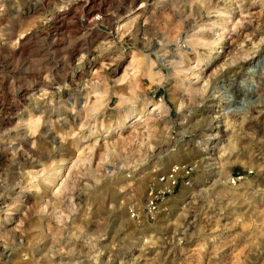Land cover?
<instances>
[{
	"label": "rangeland",
	"instance_id": "obj_1",
	"mask_svg": "<svg viewBox=\"0 0 264 264\" xmlns=\"http://www.w3.org/2000/svg\"><path fill=\"white\" fill-rule=\"evenodd\" d=\"M127 13L138 23L122 36ZM0 14V264H264V0H0ZM228 15V65L187 82L211 52L194 41L217 39ZM134 53L158 75L118 82L127 64L115 79L95 67ZM85 97L93 108H72ZM143 103L134 128L105 132ZM177 169L163 196L160 177ZM150 189L164 197L155 214Z\"/></svg>",
	"mask_w": 264,
	"mask_h": 264
},
{
	"label": "bare ground",
	"instance_id": "obj_2",
	"mask_svg": "<svg viewBox=\"0 0 264 264\" xmlns=\"http://www.w3.org/2000/svg\"><path fill=\"white\" fill-rule=\"evenodd\" d=\"M102 1V0H101ZM145 1V0H144ZM169 1V0H168ZM105 2V1H104ZM227 2V1H226ZM163 3V2H162ZM90 4H93V2H90ZM95 4V3H94ZM231 5V4H230ZM235 5H236V3H235ZM127 6V5H126ZM191 6V5H190ZM227 6V5H226ZM237 6V5H236ZM146 7V6H145ZM124 8V7H123ZM138 8V7H137ZM140 8V7H139ZM186 8V7H185ZM88 9V8H87ZM94 9V8H93ZM119 10V9H118ZM134 10V9H133ZM138 10V9H137ZM186 10V9H185ZM231 10H233V8H231ZM107 11V10H106ZM87 12H88V10H87ZM189 12V11H188ZM216 13V12H215ZM218 14V13H217ZM222 14V13H221ZM92 15V14H91ZM230 15V14H229ZM228 15V19L225 21V24L222 26V30H221V32L219 31L218 32V34H217V39H214L212 42L210 41V40H208V38H207V41H210V42H207L206 40H204V37L203 38H198L197 37V40L196 41H194L195 40V38H194V42L195 43H197V46H198V48H199V46H201V47H207V48H209V49H211V52L209 53V54H205L206 56H207V60H205L203 63H202V67L200 68V70L199 71H197V74L196 73H193V71H190L189 72V74H188V80H187V82L188 81H190V80H195L196 82L195 83H203V87L204 86H206V83L208 82V79H207V77H206V75H205V77L203 76H201V75H199V74H201V72H203V70H204V68L206 67H209V69H212V68H217L218 67V63H220L221 61H222V66H224V64H227V60L225 59V58H227V56L231 53V49H234V44H236L235 42H234V40H233V38L234 37H232V36H228V35H231V33H230V30H228L231 26H229L228 28H225L226 27V25H228L227 23H229V19L231 18V16H229ZM133 16H135V13H127V14H125V15H120L119 16V18L117 19V21L115 22V26H114V28H115V30H116V32H118V34H120V35H122V36H125L124 35V33L125 32H132V31H130V30H132V26H133V22L134 21H136V20H134L133 19ZM137 16V15H136ZM135 16V17H136ZM138 16H140L139 14H138ZM142 16V15H141ZM211 16V15H210ZM244 16V15H243ZM93 17V16H92ZM215 17V16H214ZM64 18V17H63ZM136 18H138V17H136ZM238 18H239V16H238ZM243 19V18H242ZM59 20V19H58ZM239 20V19H238ZM55 21V20H54ZM59 21H61V20H59ZM232 21V20H231ZM240 21V20H239ZM51 22V21H50ZM113 22V21H112ZM137 23H138V21H136ZM136 22H134V23H136ZM218 22V21H217ZM238 23V22H237ZM60 25V24H59ZM114 25V24H113ZM140 25V24H139ZM235 25V24H234ZM137 26V25H136ZM135 26V27H136ZM77 27V26H76ZM221 27V26H220ZM233 27H235V26H232V28ZM139 28V27H138ZM140 28H141V26H140ZM208 28V27H207ZM219 28V27H218ZM217 29V28H216ZM113 30V29H112ZM203 30V29H202ZM232 30H234V29H232ZM231 30V31H232ZM135 31V30H134ZM200 31V30H199ZM216 31V30H215ZM235 32V31H234ZM62 33V32H61ZM195 33H196V31H195ZM127 34V33H126ZM214 34V33H213ZM244 34V33H243ZM68 35V34H67ZM195 35V34H194ZM204 35V34H203ZM202 35V36H203ZM122 36H121V38H122ZM192 36H193V34H192ZM211 36V35H210ZM238 36V35H237ZM241 36V35H240ZM239 36V37H240ZM196 37V36H195ZM201 37V36H200ZM229 37V38H228ZM236 37V36H235ZM213 39V38H212ZM238 40H239V38H237ZM60 40V39H59ZM233 40V41H232ZM259 40H261V39H259ZM112 41V40H111ZM237 41V40H236ZM250 42V41H249ZM53 43V42H52ZM64 43V42H63ZM92 43V42H91ZM90 43V44H91ZM192 43V42H191ZM194 43V44H195ZM245 43V42H244ZM259 43V42H258ZM113 45V44H112ZM241 45V44H240ZM109 46H111V45H109ZM160 46V45H159ZM235 46H237V45H235ZM239 46V45H238ZM244 46V45H243ZM192 47V46H191ZM216 47H219V48H217V49H219V51L216 53H213V50L216 48ZM98 48H100V47H98ZM237 48V47H236ZM254 48H255V45H254ZM225 49V50H224ZM248 49V48H247ZM88 50V49H87ZM193 50V49H192ZM201 50V49H200ZM242 50V49H241ZM196 51V50H195ZM235 51V50H234ZM106 52V51H105ZM243 52V51H242ZM99 53H101V52H99ZM201 53V52H200ZM233 53V52H232ZM105 53H101V55H104ZM196 54V53H195ZM220 54H222V56H220ZM243 54V53H242ZM246 54V53H245ZM100 55V54H99ZM188 55V54H187ZM247 55V54H246ZM118 56V55H117ZM237 56V55H236ZM243 56H245V55H243ZM139 57V56H138ZM175 57V56H174ZM238 57V56H237ZM240 57V56H239ZM248 57H249V55H248ZM96 58H98V57H96ZM180 58H182V57H179V59ZM184 58V57H183ZM233 58V57H232ZM241 58H243V57H241ZM77 59V58H76ZM144 59V58H143ZM189 59V58H188ZM229 59H230V57H229ZM235 59H237V58H235ZM234 59V60H235ZM245 59H246V57H245ZM70 60V59H69ZM80 60V59H79ZM105 60H107L108 61V63L105 61ZM130 61H127L126 62V59H122L121 57L120 58H117V59H115V58H103V57H101L100 59H99V61L96 63L95 62V67L96 66H99L98 68H101V69H103V68H105V70H107V73H108V77L109 76H111L112 78H114V77H116L117 76V74L119 73V71L123 68V66L124 65H126L127 64V67H124V68H126L125 70H123L124 71V73H122L123 75H122V77L121 78H119L118 79V82H124L125 80H127L128 78V76H130L131 74H130V72L131 71H133V70H135L136 72L138 71L139 73L141 72L142 73V75H147V76H149L151 79H153V75L154 74H157L158 75V73H155L154 72V74L152 73V70H153V68H151L149 71H146L145 73L142 71V70H140L141 68H140V65H141V63H142V59H139V58H137L136 57V54L134 53V54H132L131 55V57H130V59H129ZM106 63H105V62ZM148 61V60H147ZM187 61V60H186ZM199 61V60H198ZM230 61V60H229ZM237 61V60H236ZM243 61V60H242ZM150 62V61H149ZM174 63V62H173ZM172 63V64H173ZM176 63H177V61H176ZM231 63V62H230ZM233 63H234V61H233ZM178 64V63H177ZM176 64V65H177ZM228 65V64H227ZM142 66V65H141ZM182 66V65H181ZM217 66V67H216ZM219 66H221V65H219ZM51 67V66H50ZM154 67V66H153ZM189 67V66H188ZM194 67V66H193ZM93 68V67H92ZM148 68V67H147ZM195 68V67H194ZM193 68V70H195ZM96 69V68H95ZM188 69H190V67L188 68ZM83 70V69H82ZM190 70H192V68L190 69ZM208 70V69H207ZM95 71V70H94ZM100 71V70H99ZM122 71V70H121ZM213 71H214V69H213ZM78 72V71H77ZM83 72V71H82ZM81 72V73H82ZM97 72V71H96ZM101 72V71H100ZM106 72V71H105ZM195 72H196V70H195ZM219 72V71H218ZM80 73V74H81ZM94 73V72H93ZM92 73V74H93ZM99 73V72H98ZM199 73V74H198ZM206 73V72H205ZM208 73V72H207ZM53 74V73H52ZM79 74V73H78ZM87 74V73H86ZM100 74V73H99ZM210 74V73H209ZM212 74V73H211ZM82 75V74H81ZM95 75V74H94ZM85 76V75H84ZM92 76V75H91ZM138 76V75H137ZM186 76V75H185ZM184 76V77H185ZM208 76V75H207ZM81 77V76H80ZM97 77V76H96ZM95 77V78H96ZM105 77V76H104ZM107 77V76H106ZM118 77V76H117ZM154 77H156V75H154ZM76 78V77H75ZM92 78V77H91ZM90 78V79H91ZM94 78V79H95ZM81 79V78H80ZM115 79V78H114ZM133 79V78H132ZM150 79V80H151ZM156 79V78H155ZM82 80V79H81ZM101 80V79H100ZM111 80V79H110ZM113 80V79H112ZM206 80V82H204ZM72 81V80H71ZM106 81V80H105ZM154 81V80H153ZM157 81H159V80H157ZM45 82V81H44ZM73 82V81H72ZM93 82H95L94 80H93ZM103 82V81H102ZM134 82V81H133ZM96 83H99V82H97L96 81ZM104 83H106V82H104ZM137 83V82H136ZM72 85L74 84V82L73 83H71ZM91 84H92V82H91ZM134 84V83H133ZM192 84V83H191ZM208 84H209V82H208ZM232 84V83H231ZM87 85V84H86ZM93 85H94V83H93ZM98 85V84H97ZM117 85V84H116ZM139 85V84H138ZM137 85V86H138ZM196 85V84H195ZM201 85V84H200ZM200 85H199V87H200ZM71 86V85H70ZM99 86H100V84H99ZM114 86V85H113ZM120 86V85H119ZM125 86H127V85H125ZM130 86V85H129ZM133 86V85H132ZM202 86V85H201ZM19 87V86H18ZM34 85H31V87L30 88H25L24 86H20V88L22 89L21 91H23V98L25 97V98H29V96H30V94L34 91ZM44 87V86H43ZM124 87V86H123ZM140 87V86H139ZM102 88V87H101ZM117 88V87H116ZM126 88V87H125ZM131 88V87H130ZM134 88V87H133ZM132 88V89H133ZM180 88V87H179ZM43 89V88H42ZM65 89V88H64ZM96 89V88H95ZM131 89V90H132ZM135 89V88H134ZM196 89H197V87H196ZM195 89V91H198V89L196 90ZM204 89H206V88H204ZM103 90V89H102ZM125 90V89H124ZM129 90V89H128ZM127 90V91H128ZM136 90V89H135ZM134 90V91H135ZM188 90H190V88L188 89ZM200 90V89H199ZM201 90H202V88H201ZM47 91V90H46ZM45 91V92H46ZM121 91V90H120ZM119 91V92H120ZM190 91H192V90H190ZM112 92V91H111ZM119 92L117 93H115L116 94V96L119 94ZM96 93V92H95ZM129 93V92H128ZM133 93V92H132ZM188 93V92H187ZM97 94H99L98 92H97ZM120 94H122L121 92H120ZM124 94V93H123ZM191 94V93H190ZM196 94V93H195ZM198 94V93H197ZM202 94V93H201ZM200 94V95H201ZM42 95V94H41ZM60 95V94H59ZM69 95V94H68ZM67 95V96H68ZM76 95V94H75ZM128 95V94H127ZM126 95V96H127ZM132 95V94H131ZM136 95V94H135ZM140 95V94H139ZM209 95V94H208ZM28 96V97H27ZM80 96V95H79ZM101 95H99V97H100ZM119 96V95H118ZM31 97H32V95H31ZM82 97V96H81ZM88 97V96H87ZM98 97V98H99ZM129 97V96H128ZM135 97V96H134ZM190 97V96H189ZM42 98V97H41ZM70 98H72L73 99V97L71 96ZM69 98V99H70ZM97 98V97H96ZM103 98H105V97H103ZM143 98V97H142ZM32 99V98H31ZM71 99V100H72ZM76 99H79V98H76ZM100 99V98H99ZM123 99V98H122ZM135 99V98H134ZM189 99V98H188ZM74 100V99H73ZM127 100V99H126ZM69 102H70V100H68ZM79 101V100H78ZM124 101V100H123ZM139 101V100H138ZM73 102V101H72ZM94 102H96V101H94ZM182 102V101H181ZM68 103V102H67ZM74 103V102H73ZM220 103V102H219ZM68 104H70V103H68ZM83 104V105H82ZM133 105V104H132ZM94 106V105H93ZM140 106V105H139ZM142 107H141V109H140V112L137 114V115H134V112H129L130 114L128 115V116H126V117H124V119H122V120H120V121H117V123H115L116 124V127H115V129H114V127H109V129L108 130H105V132H107V133H112L113 131H115V130H118V129H125L126 127H130V126H132V121L131 120H133L134 119V117H137V118H139L140 117V115L142 114V113H144L147 109H148V107H147V105H146V103H143L142 105H141ZM68 107H70V106H68ZM79 107H81L82 109H83V111H84V113L85 112H87L88 111V107H92V106H89L88 105V98H82L81 99V101L80 102H76L75 104H73L72 105V108H79ZM218 107H221V106H218ZM56 108V107H55ZM93 108V107H92ZM95 108H96V106H95ZM163 108V104L162 103H154V104H152L150 107H149V110H150V112L152 111H158V110H161ZM168 108V107H167ZM70 109V108H69ZM96 109H98V108H96ZM99 109H100V107H99ZM87 110V111H86ZM78 111H79V109H78ZM101 111V110H100ZM71 112H73V111H71ZM81 112V114H82V111H80ZM96 112V111H95ZM218 112H220V111H218ZM78 113V112H77ZM90 114V113H89ZM89 114H87V115H89ZM91 114H92V112H91ZM79 115V114H78ZM104 115V114H103ZM91 116V115H90ZM224 116V115H223ZM190 117V116H189ZM78 118H79V116H78ZM122 118V117H121ZM219 118H221V117H217V116H215V117H213L212 119H210L211 121H213V120H218ZM257 118V117H256ZM30 119V118H29ZM31 119H33V118H31ZM141 119V117L139 118V120ZM27 120V119H26ZM38 120H39V118H38ZM38 120H36V119H34V120H30L29 121V123H28V126L29 127H36V125H37V123L39 122ZM149 120V119H148ZM42 121V120H41ZM152 122V121H151ZM83 123V122H82ZM184 123V122H183ZM39 124V123H38ZM73 124V123H72ZM136 124V123H135ZM220 125L219 126H217V127H215L214 128V130H216V133L215 134H212V135H210V139L213 141V143L212 144H214V142L216 141V140H219V138L221 137L220 136V134L222 133V129L223 128H226V127H228V125L229 124H227V119H226V117L225 118H223V121L221 122V123H219ZM26 125H27V123H26ZM138 125V124H137ZM148 126V125H147ZM182 126V125H181ZM104 127V126H103ZM133 127V126H132ZM242 127V126H241ZM28 128V127H27ZM36 128H38V127H36ZM77 128V127H76ZM134 128V127H133ZM154 128V127H153ZM136 129V128H135ZM228 129H229V127H228ZM29 130H30V128H29ZM35 130V129H34ZM97 130V129H96ZM30 131H32V130H30ZM71 131V130H70ZM89 131V130H88ZM137 131V130H136ZM224 131H225V129H224ZM12 132V131H11ZM98 132V131H97ZM66 133H68L67 131H66ZM138 133V132H137ZM224 133V132H223ZM73 134V133H72ZM92 133H90V135H91ZM150 134V133H149ZM208 134V133H207ZM28 136V135H27ZM60 136V135H59ZM63 136V135H62ZM77 137V136H76ZM62 138V137H61ZM87 138H88V136H87ZM99 138V137H98ZM106 138V137H105ZM79 139V138H78ZM85 140H86V138H84ZM89 139V138H88ZM91 139V138H90ZM83 140V139H82ZM104 140V139H103ZM62 141V140H61ZM63 141H64V139H63ZM87 142H89V141H84L83 142V144H86L87 145ZM92 142V141H91ZM98 141H97V139H95V140H93V144H96ZM82 143V142H81ZM110 143V142H109ZM62 144V143H61ZM222 144V143H221ZM33 145V144H32ZM86 145H85V147H86ZM91 145V144H90ZM89 144L87 145V147H86V149L88 148V149H90V146ZM61 146V145H60ZM94 146V145H93ZM210 146V145H209ZM213 146V145H212ZM204 147L203 148V150L200 152V153H206V154H209V153H211V151H213L214 150V148L215 147ZM62 147V146H61ZM82 147V146H81ZM96 147V146H95ZM228 147V146H227ZM226 147V148H227ZM233 148V147H232ZM61 149V148H60ZM220 149V148H219ZM80 150V149H79ZM91 150H92V148H91ZM234 150V149H233ZM85 151V150H84ZM87 151V150H86ZM89 151V150H88ZM5 152V151H4ZM81 152H83L82 151V149H81ZM82 154V153H81ZM87 155V154H86ZM225 155V154H224ZM78 156L80 157V153L78 154ZM215 155H212V157H214ZM220 157V156H219ZM206 158V157H205ZM218 158V157H217ZM76 159V158H75ZM77 160V159H76ZM213 160V159H212ZM216 160H218V159H216ZM72 162H75L74 161V159L73 158H70V159H65V160H61L59 163H58V166H57V169L55 170V172H53V173H51L50 175H49V177H48V179H49V181L51 182V183H53V182H55V181H57L58 179H59V175L61 174V175H64V171L66 170V167L65 166H68L69 164H71ZM76 163V162H75ZM224 163V162H223ZM73 164V163H72ZM230 164V163H229ZM212 165V164H211ZM200 167V166H199ZM221 168V167H220ZM69 169V168H68ZM43 171V170H42ZM31 173V172H30ZM44 173V172H43ZM37 175V174H36ZM40 176V175H39ZM34 178V177H33ZM51 183H50V185H51ZM186 192L187 191H183L182 192V194H186ZM178 197V196H177ZM5 207H7V206H5ZM9 208V207H8ZM15 210V209H14ZM0 213H2L1 211H0ZM10 216H12V215H9V217H7L6 218V223H10L11 222V219H9L10 218ZM17 228V227H16ZM32 255V254H31Z\"/></svg>",
	"mask_w": 264,
	"mask_h": 264
},
{
	"label": "built area",
	"instance_id": "obj_3",
	"mask_svg": "<svg viewBox=\"0 0 264 264\" xmlns=\"http://www.w3.org/2000/svg\"><path fill=\"white\" fill-rule=\"evenodd\" d=\"M24 13L23 15H30L32 12L31 7L28 8V10H25L24 8ZM22 13V11H21ZM21 16V14H19ZM0 20H4L1 17L0 14ZM18 97H21V92L19 90L18 92ZM177 173H178V169L177 170H172L171 172H169L168 174H165L163 176L160 177L159 182L161 184H164L163 186V196L165 195H170L172 196L175 192V189L177 188L179 181H178V177H177ZM185 174H187L188 176L190 175V172H188L187 170L185 171ZM160 196V193H157V191H155L154 189H150L149 194H148V202H147V208L149 213L151 214H155L158 210V208L160 207V204L164 201V197Z\"/></svg>",
	"mask_w": 264,
	"mask_h": 264
}]
</instances>
